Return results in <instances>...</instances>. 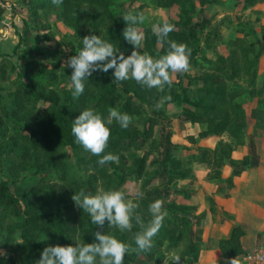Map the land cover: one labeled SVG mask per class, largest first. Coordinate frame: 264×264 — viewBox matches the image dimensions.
<instances>
[{
	"label": "rangeland",
	"instance_id": "rangeland-1",
	"mask_svg": "<svg viewBox=\"0 0 264 264\" xmlns=\"http://www.w3.org/2000/svg\"><path fill=\"white\" fill-rule=\"evenodd\" d=\"M12 3L10 11L0 13V61L7 60L15 67L30 66L33 62L44 64L46 73L40 78L42 80L46 78L50 86L59 93L62 106L69 93L71 94L69 77L72 70L66 66V55H73L80 40L69 21L66 5L63 2L56 6L51 0H12ZM194 3H196L195 8H190L188 5L177 4V0H110L109 11L113 14L112 16L143 13L145 21L137 25L144 34L140 51L156 56L164 54L168 44L158 42L153 34L152 25L162 23L164 20L174 24L175 31L169 34V39L174 40V36L184 31L183 25L193 24L203 17L204 11L199 8V0H194ZM98 13V9L94 7L81 6V17L87 33L91 32L93 14L99 15ZM112 16H107L104 12L100 14V17L105 18L101 22L103 38L109 42L107 36L108 29L113 27ZM117 23L123 25V30L127 26L124 19L118 20ZM221 26L231 28L229 29L231 31H227L229 36L221 34L219 30ZM253 26L246 18L240 19L238 23L232 20L222 23V20L219 22L209 18L207 24L197 29L198 40L190 47H196V55L190 63V70L187 73L172 74L171 85H166L163 90L147 89L131 79L115 82L113 70L111 71L110 79L118 86L112 108L132 117L128 128L119 126V135L124 138L123 146L121 141V148L118 150H105V154L110 152L118 155V163L109 162L104 169H101L94 162L97 156L85 151L75 142V138L72 143H69L56 137L51 131L50 150L53 155V164L50 167L46 164L42 149L38 146H27L24 142L18 141L16 150L22 154L12 159V162L4 158L0 159V180L6 179L12 183L15 194L20 197L28 210L37 208L36 197L39 193L50 189V186L56 183L78 216L80 231L71 239L72 246H75L77 242L83 243L87 237H90L88 236L91 233L89 225L95 226L90 222L87 214L77 208L71 199L72 195L80 189L83 188L92 193L99 189L143 193V198L138 201L140 205L138 212L145 222L151 219L148 205L160 199L163 201V209L167 212V216L158 234L153 238L152 248L141 253L130 250L125 256L124 264H146L147 262L149 264H189V258L183 256L187 239L183 238L179 243H174L170 224L178 222L182 215L192 220L194 215L203 212L205 208L215 206L218 199L215 196L216 193L229 192L227 179L232 173L233 166L227 158H220V156H229L239 161L245 152L249 153V133L255 134L258 153L264 155V57L261 52L263 41L261 39L259 42L260 38H257V46ZM7 27L10 32H6ZM213 31H219L220 39L213 38ZM208 37L212 39L208 41L210 47L207 46ZM234 37L243 39L234 48L243 61L244 54L246 59H253L255 69L246 74L243 66L245 63H242L239 77L237 76L234 80L227 79V88L240 89L242 96L236 98L234 104L227 107L221 105V108H226L238 123H243V139L231 136L229 132L200 137V132L206 128L205 124L191 123L180 118L183 109L190 107L188 102L196 100L197 91L201 86L189 83V80L208 69L215 53L226 55L229 52L227 40ZM123 40L124 48L119 52L124 53L125 56L130 55L133 46L124 37ZM69 43H72L75 49L71 50ZM252 46L254 49L251 48ZM33 75L39 76V73L35 71ZM177 75H181L182 78L180 79ZM14 76L15 74L11 73V78ZM1 85V93L5 96L14 89L10 82H2ZM125 88L131 91L126 93L123 91ZM136 93L142 98H137ZM85 96H87L86 89L79 97ZM127 100L128 103L125 106ZM7 101L9 103V100ZM157 102L162 105L159 109L155 106ZM46 107L48 104L41 101L36 104L37 109ZM57 113L59 111L56 113L50 111L48 115L59 117ZM30 120L36 123L40 121V116L31 117ZM13 122L8 121L4 129L6 140L16 142V134L12 128ZM8 129H10L9 132H7ZM144 129L148 130V136L142 146L137 147L136 143L126 145L125 139ZM190 136L194 138L193 141L189 139ZM227 147L228 151H226ZM166 148L171 149L172 159L180 163L179 171L187 174L181 180L177 178L172 180L169 187L174 193L164 200L160 189L163 186L162 178H165L162 173V154ZM223 148H225L224 151ZM120 173H123V179H120ZM217 187H219L218 190ZM34 189H36L35 195H33ZM183 205H190L194 207V210L184 208L179 211V207ZM17 222L18 219L12 211L0 205V264H10L9 257L14 259L15 264H35L37 260L19 237ZM133 224L131 231L120 232L108 226L107 223L103 230L107 234L115 235L119 240L130 245V248H135L134 235L140 229L135 222ZM191 226L197 227L191 222L184 224L183 233H187ZM198 226L201 228V221ZM199 235L203 243L202 232ZM40 240L45 241L47 246L62 245L59 236L53 232H43ZM90 240L93 242L94 236Z\"/></svg>",
	"mask_w": 264,
	"mask_h": 264
},
{
	"label": "trees",
	"instance_id": "trees-1",
	"mask_svg": "<svg viewBox=\"0 0 264 264\" xmlns=\"http://www.w3.org/2000/svg\"><path fill=\"white\" fill-rule=\"evenodd\" d=\"M217 0H199V8L203 11L209 8L211 4ZM258 0H244L242 2L243 7L247 8L252 6ZM66 12L69 14V21L73 26L76 34L80 38L76 51L73 55L78 53L83 47L82 38L86 35L96 34L102 39L103 34L101 31L102 21L104 17H100L101 12H104L107 16L113 14L109 11L110 0H63ZM179 5H188L190 8H195L196 3L194 0H177ZM238 4V2H237ZM88 5L98 9V14H93L91 18V32L87 33L82 21L81 6ZM1 13V11H0ZM123 15L112 16V26L108 29L107 38L114 44L119 50L123 49V25H118V20L123 19ZM209 19L202 17L200 21H197L190 25H183L182 33L178 36H174V40L178 43H184L189 48L192 44H195L198 40L197 29L201 28L203 24H207ZM262 34V49L264 54V30ZM213 38L220 39L219 31H213ZM212 39L207 38V46H211ZM240 41H243L241 37H234L227 40L229 45V52L224 55L221 53H215L213 59L210 60L209 67L204 73H201L196 78H191L189 83L200 84L197 93L196 100L189 101V108H184L181 112V119L183 121H189L191 123H202L206 125L205 130L201 131L199 136L206 137L208 135H221L224 132H229L231 136H235L238 139H243V123H238L231 115V113L225 108L222 109L221 105L227 107L234 104V100L242 96L240 89H228L227 79L234 80L240 75V66L242 63L244 72L249 74L255 69L254 60L246 59V55H243L244 61L240 57L239 53L234 48ZM71 50L75 49L72 43H69ZM237 47V46H236ZM253 48V46L251 47ZM190 63L194 60L196 55V47H192ZM254 49V48H253ZM27 54V52H26ZM70 56L66 55V61ZM248 60V61H247ZM256 64V63H255ZM37 71L39 76H34L33 73ZM109 70L107 73L102 71H95L88 79L84 81L85 89L87 90V96L73 98L69 93L65 104L61 106V97L59 93L50 86L46 78L42 80L40 78L46 73V67L42 63L33 62L32 65H20L15 67L7 60L2 59L0 61V159L4 158L12 162V159L18 158L22 153L16 150L17 142L22 141L27 146H38L43 150L45 155L46 164L50 167L53 164V155L50 150L51 145V131L54 132L56 137L62 138L66 142L72 143L74 137L71 134L72 120H74L82 110L86 108L95 109L101 113L105 119L108 115V109L112 108V104L116 98V91L118 89L117 84L110 79ZM11 73L15 74L14 78H11ZM178 76V75H177ZM180 79L182 76H178ZM49 79V78H48ZM50 80V79H49ZM44 81V83L42 82ZM2 82H10L13 84L14 89L8 92L7 96L1 93ZM128 93L131 91L129 88L123 89ZM137 98H142L138 93L135 94ZM9 100V103L8 101ZM48 104V107L37 109L36 104L38 102ZM126 101L125 106L127 105ZM10 104V105H8ZM50 111L57 113L59 117H51L48 115ZM122 112V111H121ZM34 115V116H32ZM40 116V121L32 123L31 117ZM45 118V120H44ZM8 121L13 122V131L16 134V142L6 140V130L4 129ZM111 130L110 139L108 141L109 150H118L121 148L124 142V138L119 135V124L113 121L109 125ZM10 129L7 130L9 132ZM148 136V130L136 132L128 139H125L126 145L137 144V147L143 145ZM248 148L249 153L244 155L239 161L232 159L229 156L220 158H227L232 164L233 169L231 176L227 179L228 190L233 187L232 176L239 175L247 166H255L259 161V154L257 152V144L255 141V134L249 133ZM191 141L194 140L192 136L189 137ZM223 146V145H221ZM225 148H223V151ZM229 148L227 147L228 151ZM100 157L95 158L97 167L104 169V166H100L97 161ZM163 168L162 173L165 178H162V188L160 192L164 200H167L174 191L169 187L172 180L183 179L187 173L179 171L180 163L174 161L171 156V149L166 148L162 154ZM111 166L110 164H108ZM122 175V176H121ZM123 173H120V179H123ZM51 188L39 193L36 197L38 207L33 210H28L26 205L21 201L20 197L15 194V189L11 182L6 179L0 180V205L10 209L12 213L17 217V231L22 242L28 249H30L32 255L36 260L40 258V254L45 247H48L45 241L40 240V236L43 232H53L59 236L62 245L67 246L71 244V239L79 234V220L74 207L69 202L67 197L62 193L60 187L54 183ZM219 187H217L218 190ZM35 190L33 195H35ZM228 196L229 193H224ZM185 209L194 210V207L190 205L180 206L179 211ZM204 217V212H201L192 217L182 215L178 222H172L170 224L172 233L174 234V243H179L183 238L187 239L185 245V251L183 256L189 258V264H196L198 254L201 248V238L199 233L202 232V228L198 226L199 222ZM192 223L197 225L196 228L191 226V229L187 233H183L182 226L184 224ZM91 232L83 243H91L90 240L93 237V233L97 230L95 226L89 225ZM244 234V229L240 224L234 225L227 238H221L218 241L219 248L224 257H233L243 252L240 238ZM9 263L15 264L12 257H9ZM146 264H149L148 262Z\"/></svg>",
	"mask_w": 264,
	"mask_h": 264
},
{
	"label": "clouds",
	"instance_id": "clouds-1",
	"mask_svg": "<svg viewBox=\"0 0 264 264\" xmlns=\"http://www.w3.org/2000/svg\"><path fill=\"white\" fill-rule=\"evenodd\" d=\"M51 2L59 6L63 0ZM123 19L127 24L123 30V37L133 46L130 55L125 56L113 43L92 34L84 36L83 47L67 59L66 66L72 70L69 79L73 98H78L84 93V81L95 71L107 73L113 70L115 82L131 79L147 89L163 90L166 85H171L172 74L187 73L190 70L191 49L184 43L169 39V34L175 31L174 24L164 20L162 23L152 25L153 34L158 42L168 44L164 54L153 56L140 51L144 34L137 25L144 23V14L128 13ZM155 106L159 109L162 105L157 102ZM113 121L126 129L132 117L113 107L108 109L105 119L95 109L86 108L72 120L71 134L75 142L85 151L100 157L97 161L100 166L119 161L118 155L110 152L105 154L111 135L109 125ZM130 196L134 198H129ZM142 198L141 192H125L119 189H99L92 193L82 188L75 192L71 197L74 205L82 209L97 228L93 233V242H77L75 246L50 245L43 249L35 264H124L125 256L130 250L137 253L150 250L153 238L162 227L167 212L163 209V201L156 199L148 205L151 219L145 222L138 212L140 207L138 201ZM133 222L140 229L134 235L135 248H130V245L103 230L107 223L120 232L131 231ZM231 264H236L235 259L231 260Z\"/></svg>",
	"mask_w": 264,
	"mask_h": 264
},
{
	"label": "crops",
	"instance_id": "crops-1",
	"mask_svg": "<svg viewBox=\"0 0 264 264\" xmlns=\"http://www.w3.org/2000/svg\"><path fill=\"white\" fill-rule=\"evenodd\" d=\"M243 1L217 0L203 10V16L219 22L222 20V23L228 20L238 23L240 19L246 18L254 25L253 35L256 39L260 38L261 42V31L264 29V0H258L247 8L243 7ZM217 7L219 9H216ZM229 29L231 28L221 26L219 30L222 35L229 36ZM237 34L239 35L238 32ZM256 43L258 46V39ZM262 56L264 57L263 53ZM246 154L248 152L241 158ZM258 154L257 165L247 166L239 175L232 176L233 187L229 189V195L216 193L218 199L215 200V206L204 209V217L201 220L203 243L196 264H231L232 259H235L236 264H244V253L264 245V155ZM237 224L244 229L240 238L243 252L233 257H224L218 241L227 238L232 227Z\"/></svg>",
	"mask_w": 264,
	"mask_h": 264
},
{
	"label": "built area",
	"instance_id": "built-area-1",
	"mask_svg": "<svg viewBox=\"0 0 264 264\" xmlns=\"http://www.w3.org/2000/svg\"><path fill=\"white\" fill-rule=\"evenodd\" d=\"M13 6L12 0H0V11H10ZM9 28H6V32ZM10 32V31H9ZM244 264H264V245L255 247L243 255Z\"/></svg>",
	"mask_w": 264,
	"mask_h": 264
}]
</instances>
